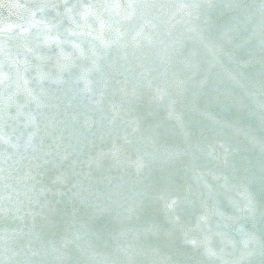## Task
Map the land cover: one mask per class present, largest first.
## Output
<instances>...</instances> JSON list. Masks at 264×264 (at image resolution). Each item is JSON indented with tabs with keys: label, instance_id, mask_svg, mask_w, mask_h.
<instances>
[{
	"label": "clouds",
	"instance_id": "clouds-1",
	"mask_svg": "<svg viewBox=\"0 0 264 264\" xmlns=\"http://www.w3.org/2000/svg\"><path fill=\"white\" fill-rule=\"evenodd\" d=\"M0 264H264V0H0Z\"/></svg>",
	"mask_w": 264,
	"mask_h": 264
}]
</instances>
